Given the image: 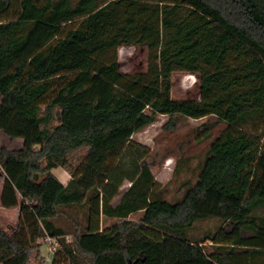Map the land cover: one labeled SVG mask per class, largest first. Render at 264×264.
Returning <instances> with one entry per match:
<instances>
[{
  "label": "trees",
  "instance_id": "16d2710c",
  "mask_svg": "<svg viewBox=\"0 0 264 264\" xmlns=\"http://www.w3.org/2000/svg\"><path fill=\"white\" fill-rule=\"evenodd\" d=\"M122 47L146 49L145 71L121 72ZM175 73L198 98H171ZM158 116L226 125L173 203L131 140ZM0 133L22 141L0 147V206L19 207L0 264H32L46 238L51 264H264V0H0Z\"/></svg>",
  "mask_w": 264,
  "mask_h": 264
},
{
  "label": "rangeland",
  "instance_id": "374dc122",
  "mask_svg": "<svg viewBox=\"0 0 264 264\" xmlns=\"http://www.w3.org/2000/svg\"><path fill=\"white\" fill-rule=\"evenodd\" d=\"M77 1L74 0L75 3ZM104 1L106 0H102V2ZM77 23L78 21L65 25L62 28V36L69 30L74 29ZM117 55L121 72L135 73L145 71L147 56L145 48L122 47L118 49ZM172 84V99L191 100L198 98L196 76L175 73L172 76ZM168 120L167 116H158L152 125L133 135L131 140L138 149H141L139 151L141 156L146 158V154L149 153L146 163L149 165L154 180L158 187L164 191V199L173 203L182 196L187 183L193 184L196 181L199 166L211 142L226 129V125L213 117L196 121L174 116L171 118L174 127L172 129H165L164 126ZM53 125H55V122ZM261 128L262 125H255L248 127L246 130L250 134H254V132H260ZM10 141L15 144L21 142L20 140L7 139L0 133V147L11 148L12 143ZM85 151V149H81L70 154L69 158L72 165L76 166L82 162ZM133 155H129L125 159L124 163L126 165L129 164L130 157L134 159ZM128 186L129 184L125 183L122 191L127 189ZM82 213H84L83 210L74 208L72 211L67 212V216H62L58 225L72 230L73 224L67 217L80 222L82 221ZM0 216H2L5 222L8 221L9 217L6 212H0ZM140 217L141 213H137L132 215L129 220L136 222ZM112 223L113 221L111 220H102L100 229L104 230ZM219 225L216 221L198 224L192 234L195 237L202 238L206 231L215 233ZM1 228L7 230L8 227L1 226ZM41 242V253L36 252L32 255V264H36L34 257H37V260L41 261L43 258L41 259L40 256L42 255L47 256L44 264H51L50 258L53 255L50 253V245L46 241Z\"/></svg>",
  "mask_w": 264,
  "mask_h": 264
},
{
  "label": "crops",
  "instance_id": "0c3cea01",
  "mask_svg": "<svg viewBox=\"0 0 264 264\" xmlns=\"http://www.w3.org/2000/svg\"><path fill=\"white\" fill-rule=\"evenodd\" d=\"M2 134V133H1ZM3 135V134H2ZM4 136V135H3ZM5 137V136H4ZM6 138V137H5ZM8 139V138H7ZM11 140V139H10ZM11 142V141H10ZM12 143V142H11ZM10 143V144H11ZM22 146V141L19 142V143H12L11 144V148H5V146H2L4 147L6 150H9V151H15V150H19ZM52 175L63 185V186H66L68 184V182L70 181V175L63 169L61 168H56V169H53L51 171ZM0 178H1V182H0V196H1V191H2V187H3V183H4V178L1 176L0 174ZM0 212H6L8 214V221L5 222V220H3L2 216H0V229L3 230L1 228V226H5V227H16L17 225V222H18V217H19V207H16V208H12V209H4L0 206ZM132 216V215H131ZM130 216V217H131ZM129 217V218H130ZM5 224V225H4ZM39 248L38 250L36 251L37 253H41V250H40V247L42 245V242H39ZM40 258L42 259V263L44 264L45 261H46V258L47 256H40ZM51 259V258H50Z\"/></svg>",
  "mask_w": 264,
  "mask_h": 264
},
{
  "label": "built area",
  "instance_id": "2783aa9c",
  "mask_svg": "<svg viewBox=\"0 0 264 264\" xmlns=\"http://www.w3.org/2000/svg\"><path fill=\"white\" fill-rule=\"evenodd\" d=\"M45 241L47 243H49V245H50V253H51V255H53L54 252H55V245H56L55 240H53L51 238H46Z\"/></svg>",
  "mask_w": 264,
  "mask_h": 264
}]
</instances>
